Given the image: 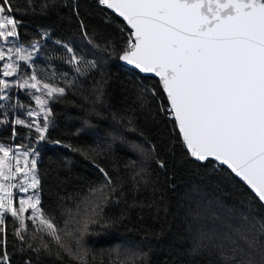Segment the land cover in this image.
Returning a JSON list of instances; mask_svg holds the SVG:
<instances>
[{
    "label": "trees",
    "instance_id": "1",
    "mask_svg": "<svg viewBox=\"0 0 264 264\" xmlns=\"http://www.w3.org/2000/svg\"><path fill=\"white\" fill-rule=\"evenodd\" d=\"M11 4L13 40L37 53L18 79L36 73L65 93L43 96L50 114L41 141L26 126L37 111L33 90L9 83L0 145L36 155L40 207L73 255L31 221L21 240L7 214L0 264H264L260 244L247 245L260 235L264 207L221 166L191 161L157 82L118 61L130 36L122 22L99 0Z\"/></svg>",
    "mask_w": 264,
    "mask_h": 264
},
{
    "label": "snow or ice",
    "instance_id": "2",
    "mask_svg": "<svg viewBox=\"0 0 264 264\" xmlns=\"http://www.w3.org/2000/svg\"><path fill=\"white\" fill-rule=\"evenodd\" d=\"M99 3L114 10L130 27L127 46L119 59L141 73L159 77L169 111L190 155L198 161L213 158L226 165L264 202V0H99ZM12 12L11 0H0L2 41L18 36V22ZM66 50L73 53L71 47ZM36 54L24 47L6 50L0 47V61H10L3 65V76H15L20 62L27 66ZM69 62L80 61L72 54ZM18 87L44 91L49 98L65 93L63 87L42 82L36 73L23 79ZM8 88L10 84L0 79V92ZM35 102L40 112L29 111L28 115L43 113L44 124L41 127L33 120L26 126L35 127L39 140L43 141L50 114L46 110L48 100L36 96ZM15 123L23 125L24 121L17 119ZM0 154V233L5 232L2 226L5 216L10 214L18 221L15 234L21 240L29 227L27 221H31L38 225L37 231L45 232L73 255L62 243L56 225L42 211L39 195L33 192L21 197L18 207L14 205L13 189L27 194L40 185L36 159H29L28 151L14 155L3 145ZM87 228L85 223L79 239ZM259 232L258 237L247 240L250 249L260 244L264 250V224ZM7 260V253H0V261Z\"/></svg>",
    "mask_w": 264,
    "mask_h": 264
},
{
    "label": "rangeland",
    "instance_id": "3",
    "mask_svg": "<svg viewBox=\"0 0 264 264\" xmlns=\"http://www.w3.org/2000/svg\"><path fill=\"white\" fill-rule=\"evenodd\" d=\"M14 37L12 38H9L8 41H2L0 40V47H3L5 48V50L9 47H22L21 45H19V43H17L15 40H13ZM10 61H8L7 59H5L4 61H0V69H1V73H0V78L1 79H5L8 81V83H11V85H13V88L16 89H21L18 87V83H21L23 81H20L17 77V74L13 77H4L3 76V65L6 64V63H9ZM21 63H24V62H20ZM29 90V89H27ZM33 91H30L31 94H32V99H33V102L35 104V106L37 107V111L36 112H40V107L36 104L35 102V97L36 96H41V98L43 99V96H47L46 93L43 91L41 92H37L35 89H32ZM26 115H28V112L26 113ZM29 116V115H28ZM39 116H41L43 118V113H41ZM30 117V116H29ZM37 116H34V117H30V123H32L33 120H36ZM37 122L41 123V121H38L36 120ZM33 130H35V127H31ZM6 148H9L11 150V152L14 154V155H18L20 153H23L24 151H28L30 153V156H29V159H36V155H32L33 152L30 150V149H27V150H24V149H21V148H17L15 146H12V147H6ZM2 155V154H0ZM20 159L21 161L23 160V157L20 156ZM18 181H13V183H17ZM13 192H14V205L18 207V201L21 197H26V195H32L33 192H35V194L37 195V190H32L30 189L29 192L27 194H23V193H19L18 190L16 189H13ZM27 215V214H26ZM1 263V261H0Z\"/></svg>",
    "mask_w": 264,
    "mask_h": 264
},
{
    "label": "water",
    "instance_id": "4",
    "mask_svg": "<svg viewBox=\"0 0 264 264\" xmlns=\"http://www.w3.org/2000/svg\"><path fill=\"white\" fill-rule=\"evenodd\" d=\"M104 9L107 11V12H109L110 14H112L115 18H117L120 22H122V24L125 26V28L129 31V33H131V29H130V27L127 25V23H126V21H124V19L122 18V17H120L117 13H115V11L114 10H112V9H108L105 5H104ZM120 57V56H119ZM118 61H119V63H120V65L121 66H123V67H125V68H128V69H130V70H132V71H134V72H136L138 75H140V76H142V77H147V78H151V79H153V80H155L156 82H157V84H158V86H159V89H160V91H161V93H162V95H163V97H164V99H165V101H166V103H167V106H168V108H169V103H168V100H167V95H166V93L164 92V90H163V88H162V84H161V82H160V79H159V77H157L154 73H141V72H139L138 70H136L133 66H130V65H127L126 64V62H124V61H122V60H120V59H118ZM170 112V111H169ZM171 114V113H170ZM171 117H172V120H173V123H174V125H175V129H176V132H177V134H178V136H179V139H180V141H181V143H182V145H183V147H184V149H185V151H186V153L189 155V157H190V159H191V161H193V162H195V163H199V164H202V163H205V162H212V163H215V164H217V165H219V166H221L222 168H224L225 170H227L238 182H240L255 198H256V200L264 207V202H261L260 200H259V198L257 197V195L255 194V192L247 185V183L246 182H244L240 177H238V176H236L235 175V173H233L232 171H231V169H229L226 165H221L219 162H217V161H215L213 158H209L207 161H198V160H196L194 157H192L191 155H190V152L188 151V149H187V147H186V145L183 143V139H182V135L180 134V132H179V128H178V126L176 125V122H175V119H174V117L171 115Z\"/></svg>",
    "mask_w": 264,
    "mask_h": 264
}]
</instances>
